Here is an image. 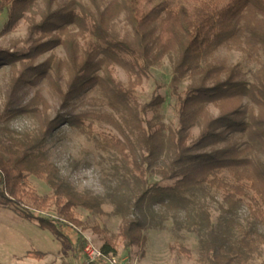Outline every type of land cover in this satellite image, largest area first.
Instances as JSON below:
<instances>
[{
  "label": "trees",
  "instance_id": "trees-1",
  "mask_svg": "<svg viewBox=\"0 0 264 264\" xmlns=\"http://www.w3.org/2000/svg\"><path fill=\"white\" fill-rule=\"evenodd\" d=\"M4 13L8 20L1 35L11 32L23 18L30 22L34 43L14 53L0 47V67L10 66L13 72L9 112L32 117L37 132L26 142L15 141L16 147L0 145V205L22 208L25 218L37 219L41 227L64 238L66 245L71 240L64 224H83L78 208L103 213V201L78 192L43 149L55 131L67 124L102 149L119 153L127 168L135 172L138 193L128 196L120 192L117 205L122 216L117 237L127 248L144 243L147 202L174 208L180 206L177 196L211 187L224 193L226 220L219 231L212 230L201 239L199 260L204 264H249L261 253L264 66L250 81L238 65L207 60L221 47L237 48L251 58L264 49V0H0V15ZM121 16L128 23L125 33L116 28ZM34 33L49 38L34 39ZM58 45L64 47L66 58L49 59L31 79L38 70L34 66L38 56ZM165 56L174 58L171 88L179 116L178 127L169 133L168 140L164 125L154 129L146 119L147 110L157 109L164 97L156 92L142 105L135 98L144 77ZM115 66L126 71L127 83L115 75ZM42 79L65 109L88 89L97 87L113 111L72 113L67 109L51 115L52 105L42 91L28 103L16 105L21 89ZM184 79L190 83L180 91ZM209 104L218 109L217 115ZM99 122L118 129L121 136L95 133L94 125ZM196 123L200 133L192 139L191 128ZM142 145L149 151L143 160L138 151ZM165 150L175 154V167L167 177L174 182L162 185L148 175ZM30 175L44 180L52 193L40 195L31 188ZM51 204L56 205L57 218L35 215V210L44 211ZM242 206L248 208L249 225L236 218ZM86 243L79 234L74 244L77 253H83ZM102 247L106 253H117L116 243L108 235ZM171 248L192 257L184 245ZM28 255L42 259L45 252Z\"/></svg>",
  "mask_w": 264,
  "mask_h": 264
},
{
  "label": "rangeland",
  "instance_id": "rangeland-1",
  "mask_svg": "<svg viewBox=\"0 0 264 264\" xmlns=\"http://www.w3.org/2000/svg\"><path fill=\"white\" fill-rule=\"evenodd\" d=\"M28 15L30 16V13ZM7 20V13L0 15V47L14 53L22 49L27 50L32 46L34 42L30 38V22L23 18L11 32L1 35ZM127 25L125 17L121 16L116 28L121 33H125ZM33 37L39 39L41 35L34 33ZM48 38L40 39L46 41ZM79 41L81 44L84 43L81 37ZM249 55L237 48L221 47L209 57L207 62L238 65L245 77L253 81L254 73L264 66V49H261L254 58ZM65 58L66 51L61 45L44 51L34 62L38 70L33 72L31 79H35L36 71H39V68L49 59ZM173 67L174 58L165 56L160 63L152 66L148 76L144 77L142 84L137 87L135 96L136 101L141 105L149 103L156 92L164 97V101L157 109L147 110L146 119L151 121L154 129L164 125L165 140H168V135L172 130L177 129L179 121L175 108L176 98L171 88ZM114 68L115 75L127 83L129 76L126 71L119 66ZM18 70H21L20 62H18ZM12 78L13 72L10 66H1L0 145L16 147L15 141L26 142L28 136L36 135L37 128L32 117L25 114L13 115L9 112L11 108L9 91L12 89ZM189 83V79H184L180 83V91L185 90ZM38 91H42L50 100L51 115H55L57 111L65 113L67 109L72 113L113 111L97 87L88 89L65 109L58 98L51 93L45 79L28 82L21 89L16 105L28 103ZM207 107L213 114L219 113L214 105L209 104ZM94 127L95 133L105 131L121 136L118 129L107 123L99 122ZM199 133L200 125L196 123L191 128L192 139H196ZM43 149L47 152L49 159L58 164L63 175L78 192L96 195L103 201V213H92L87 209L78 208L77 216L83 224L75 225L68 222L64 224L63 230L71 240L66 245L64 238L59 237L49 228L41 227L37 219L25 218L22 208L0 205V264H43L45 261L55 263L56 259L58 263L63 261L62 264H70L69 261L76 252L74 244L79 234L87 242L92 240L99 245H103L105 235L112 237L116 243V257L126 259L129 264H204L199 260L201 239L212 230L219 231L225 225L226 217L222 212L224 193L221 190L207 187L182 194L176 199L180 206L174 208L163 207L155 201L147 202L145 209L148 213V223L144 230V243L127 248L121 238L117 237L122 224V216L118 212L117 205L121 200L120 192L133 196L138 193V188L135 172L127 168L122 156L113 150L102 149L94 140L67 124L55 131ZM138 151L142 160L143 155L149 153L144 145L138 146ZM5 156L7 157L6 154ZM174 159V152L165 150L152 166L148 175L149 179L152 182L161 181L162 185L174 182V179L167 178L172 168L175 167ZM145 163L147 165V162ZM29 181L30 187L40 195L52 193L50 186L44 180L30 175ZM34 213L36 216L46 218L58 217L54 204L44 211L35 210ZM236 218L246 225L252 221L246 206L241 207ZM235 231L238 232L237 229ZM179 245L190 249L192 257L188 258L172 250V246L179 247ZM66 248L68 249L67 255ZM37 251L45 252V256L41 259L28 255ZM75 255H80V253ZM263 262L264 245L261 247V253H256L249 264Z\"/></svg>",
  "mask_w": 264,
  "mask_h": 264
},
{
  "label": "built area",
  "instance_id": "built-area-1",
  "mask_svg": "<svg viewBox=\"0 0 264 264\" xmlns=\"http://www.w3.org/2000/svg\"><path fill=\"white\" fill-rule=\"evenodd\" d=\"M89 238V237H88ZM91 239V238H89ZM71 264H129L126 259H119L114 253H106L102 245L95 244L89 240L81 258L75 263Z\"/></svg>",
  "mask_w": 264,
  "mask_h": 264
},
{
  "label": "crops",
  "instance_id": "crops-1",
  "mask_svg": "<svg viewBox=\"0 0 264 264\" xmlns=\"http://www.w3.org/2000/svg\"><path fill=\"white\" fill-rule=\"evenodd\" d=\"M74 241V240H73ZM74 243V242H73ZM67 249V248H66ZM76 251V250H75ZM65 252H66V255L68 254V249L67 250H65ZM70 253V252H69ZM75 254H77V251L75 252ZM75 254H73L74 255V257H72V260H70L69 262H70V264L71 263H75V262H77L78 260H80V258H81V254L80 255H75ZM66 258V257H65ZM65 258H63V259H65ZM54 259V258H53ZM50 262V264H62V262H59L58 263V260L56 259V262L55 263H53V262H51V261H49ZM49 262H43V264H49Z\"/></svg>",
  "mask_w": 264,
  "mask_h": 264
}]
</instances>
